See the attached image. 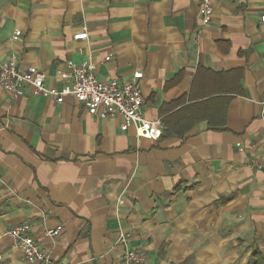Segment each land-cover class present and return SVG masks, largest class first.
<instances>
[{
	"label": "crops",
	"instance_id": "crops-1",
	"mask_svg": "<svg viewBox=\"0 0 264 264\" xmlns=\"http://www.w3.org/2000/svg\"><path fill=\"white\" fill-rule=\"evenodd\" d=\"M198 2L0 0V63L48 87L67 61L140 69L157 120L138 138L72 96L0 87V264H39L5 232L26 221L51 264H124L119 229L146 264H264V0H213L207 25Z\"/></svg>",
	"mask_w": 264,
	"mask_h": 264
},
{
	"label": "built area",
	"instance_id": "built-area-1",
	"mask_svg": "<svg viewBox=\"0 0 264 264\" xmlns=\"http://www.w3.org/2000/svg\"><path fill=\"white\" fill-rule=\"evenodd\" d=\"M198 22L207 25L214 10L213 0H198ZM258 20L264 25V12L258 16ZM20 34L15 30V35ZM264 42V31L262 33ZM105 57L104 60H108ZM58 79L67 82L61 87L56 85L46 86L44 80L46 72L37 66H27L19 70L14 59L0 63V87L13 96H21L27 90L31 95L45 94L57 103H63L66 96H72L83 104L91 115L99 118H107L118 115L121 118V130L125 132L130 127L134 129L135 136L152 138L157 127V120L145 118L142 105L140 82L143 73L135 70L124 81L110 78L99 80L96 76L95 64L91 61H82L74 64L67 61L63 68L57 69ZM264 106V100L259 101ZM259 165L264 168V149L260 156ZM6 234L11 238L14 246H17L24 261L29 263L51 264L49 253L34 240L29 222H19L12 225ZM58 227L45 228V234L53 238L58 233ZM130 231L119 229L116 243L123 247L120 255L124 264H146L144 253L141 249L128 246Z\"/></svg>",
	"mask_w": 264,
	"mask_h": 264
},
{
	"label": "trees",
	"instance_id": "trees-1",
	"mask_svg": "<svg viewBox=\"0 0 264 264\" xmlns=\"http://www.w3.org/2000/svg\"><path fill=\"white\" fill-rule=\"evenodd\" d=\"M254 255H257V256H259V253H257V252H255V251H254Z\"/></svg>",
	"mask_w": 264,
	"mask_h": 264
}]
</instances>
